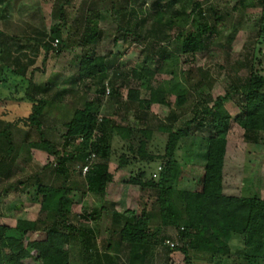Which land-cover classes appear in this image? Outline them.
Wrapping results in <instances>:
<instances>
[{
  "label": "rangeland",
  "instance_id": "obj_1",
  "mask_svg": "<svg viewBox=\"0 0 264 264\" xmlns=\"http://www.w3.org/2000/svg\"><path fill=\"white\" fill-rule=\"evenodd\" d=\"M156 1L74 0L67 7L69 24L64 30L65 47L60 54L50 52L45 61V53L41 51L35 63L38 70L33 75L34 82L38 87H51L48 92L41 94L42 97L52 100L42 118L44 132L60 152L65 150L62 136L66 132L65 124L74 112L71 105L73 101L75 102L77 96L80 97L81 103L77 107H82L85 100H95L97 97V80L85 82L79 78L81 59L89 53L103 60L102 73L121 88L120 94H116L106 83V92L101 97V109L98 112L100 123L104 118L110 120L107 135L111 145V157L102 160L107 163L109 173L113 175V181L107 185L108 193L100 196L86 191L84 174L80 173V163H75V172L67 183V187L75 189L70 195L71 203L66 207L70 223L77 228L98 230L89 251L83 237L75 236L72 239L69 246L70 264H132L128 246L114 238L111 228L115 223L123 225V221L115 215H122L126 211L138 214L143 208L150 210L155 202L157 194L151 189L143 191L139 185L132 184L130 179L133 177L158 180L164 164L163 159L158 157L165 155L168 141V133L164 129H184L187 122L195 117L197 109L212 106L217 97L224 95L239 79L246 78L252 66L264 74V44L258 43L263 0H243V5L239 4L240 0H163V23L172 16L179 17H174L175 24L172 28L162 31L158 29L157 32L154 22L160 19L157 18ZM195 1L201 3L204 19L210 25H215L219 34L210 38L208 49L196 56L179 55V75L182 76L183 71L189 77L186 83L189 90L187 105L178 107L174 95L168 97L169 105L152 104L149 108L129 101V89H138L142 99L150 97V91L142 86L141 81L132 77L133 69L141 70L144 65L150 67L155 73L152 80L155 87L171 79V75L165 73L167 66L163 62L161 51L163 48L169 50L175 47L174 38L187 25ZM56 2L57 0H19L17 6L9 12L11 22H26L49 31L59 22L55 12ZM124 9L134 13L123 18ZM89 13L99 15L98 27L101 34L95 46L82 44V27ZM216 13L221 16L219 25L216 23ZM121 26L135 31L142 37L126 35ZM0 28H10L12 31L15 29H11L12 25L3 22L1 18ZM259 49L261 53L258 52ZM8 71L6 73L9 76L5 75V80L4 74H0V123H14L31 112V105L23 100L26 86L16 83V80H21L20 77ZM30 76L31 74L28 78ZM244 103V98L239 94L225 101V106L232 115L228 133V157L230 169L232 173L237 174L238 181L234 188H230V192L248 197L258 194L264 199V134L257 144L245 139L244 129L235 120ZM199 110L198 120L203 117ZM116 125L132 129L131 137L123 139L114 129ZM10 130L15 151L6 157L5 145L0 144V225L14 226L19 218H45L46 221L53 222L57 210H44L41 207L43 194L38 188L42 184L53 187L62 184V179L57 178L51 168L44 169L48 163L55 164L56 160L46 152L28 146V140L38 139L35 131L25 141L29 128L13 124ZM149 130L152 134L148 138L144 131ZM192 130L191 143L190 140L182 139L175 153L181 170L174 183L179 189L192 187L194 180L201 176L200 166L204 162L202 154H199L203 150L202 138L213 132L207 127L198 128L196 123L192 124ZM95 136V139H98L103 135L97 129ZM3 139L1 138L2 143H5ZM142 141L146 143L148 154L157 157L152 162L139 157L136 149ZM73 146L74 144L69 150ZM122 154L128 157L130 163L127 167L118 169V159ZM96 158V162L101 161L97 156ZM143 172L145 176L141 177ZM108 194L114 199H121L117 208L108 199ZM111 203L114 205H108V212L99 220H86L82 216L87 209L100 208ZM154 222L157 224V220ZM163 235L175 243L178 242V248H174V251L164 244L158 246L147 264H186L184 255L179 250L183 242L177 240L175 229L166 228ZM42 236L43 234L40 235ZM234 244H239V241H234ZM108 245H111L112 249H109ZM199 257L201 258L200 255ZM200 258L195 259L193 264H212L207 258ZM252 261L248 263L244 258L233 255L221 256L213 264H253L256 260ZM134 264L143 262L140 260Z\"/></svg>",
  "mask_w": 264,
  "mask_h": 264
},
{
  "label": "trees",
  "instance_id": "obj_2",
  "mask_svg": "<svg viewBox=\"0 0 264 264\" xmlns=\"http://www.w3.org/2000/svg\"><path fill=\"white\" fill-rule=\"evenodd\" d=\"M18 1L0 0V18L12 25L11 29L15 28L13 31L10 28H0V74H4L3 80L6 79L5 75L9 76L6 73L8 70L20 77L21 80L18 82L16 80V83L26 86L23 100L29 102L31 112L27 117L17 119L14 123L6 121L0 123V144L5 145L7 157L16 148L10 130L13 124L30 129L25 135V141L35 131L38 139L28 140V146L42 150L55 158L56 163H48L44 169L51 168L56 177L62 179V184L58 187L42 184L38 188L43 194L41 207L44 210L52 208L57 210L53 222H48L45 218L34 220L19 218L15 226L0 225V264H70L69 246L72 239L75 236L83 237L89 251L98 230L88 227L77 228L70 223L66 207L71 203L70 195L75 189L67 187V183L75 172V163H80L82 174L87 157L95 154L101 161L92 164L84 174L86 191L95 195H106L107 185L113 181L107 163L102 161L111 157V145L107 135L110 120L104 118L100 123L98 112L101 109V97L106 92V83L116 94H120L121 88L102 73L103 60L89 53L81 59L79 78L85 82L97 80L99 86L96 90L97 97L95 100H85L82 107H77L81 103L80 97L77 96L75 102L73 101L71 105L74 112L69 122L65 124L66 132L62 136L65 150L60 152L57 145L46 137L42 124L44 112L52 100L42 97L41 94L48 92L51 87L50 85L38 87L33 75L38 70L35 63L41 51L45 53V61L50 52L60 54L65 47L64 30L69 24L67 7L74 0H57L55 12L59 22L49 31L26 22L12 23L9 12L17 6ZM162 2L163 0L156 1L157 18L160 19L154 22L156 32L158 29L162 31L172 28L175 24L174 17H179L172 16L163 23L162 9L165 3ZM239 4L243 5L244 1L240 0ZM133 13L124 9L122 17ZM191 14L193 18L192 15L188 16L187 25L174 38L175 47L169 50L163 48L161 51L163 62L167 66L165 73L171 75V79L155 87L152 85L155 73L150 67L144 65L141 70L133 69L132 77L141 81L142 86L150 91V97L142 99L138 89H129V101L138 102L140 106L149 108L152 104L169 105L168 97L174 95L178 107L187 105L189 90L186 83L189 77L183 71L182 76L179 75V55L196 56L208 49L210 38L219 34L215 25H210L204 19L199 1L193 3ZM98 19V13L87 14L82 27L83 45L95 46L99 42L101 32ZM215 19L219 25L220 14L216 13ZM260 24L258 43L263 45L264 0ZM121 27L126 35L142 37L125 26ZM56 39L59 43L54 47L53 42ZM258 52L261 53V50ZM235 94L241 95L245 101L240 113L235 117L244 129L245 139L255 144L261 141L264 134V74L254 66L250 68L246 78L239 79L224 95L217 97L212 106L197 109L195 117L187 122L184 129L172 131L165 128L168 141L165 155L158 157L164 162L158 180L133 177L130 179L132 184L139 185L143 191L151 189L157 194L155 202L150 210L143 208L138 214L126 211L122 215H115L123 221V225L115 223L111 228L114 238L128 246L132 264L140 260L147 264L153 257L154 250L162 244L176 251L165 244L168 238L163 235V231L166 228L175 229L177 240L183 242L179 250L183 253L186 264H193L195 259L200 258L199 255L200 259L207 258L212 264L221 256L233 255L244 258L248 263L256 260L253 264H264V199L258 194L248 197L230 192V188H234L238 181L237 174L232 173L230 169L228 157V133L232 115L226 108L225 101L230 100ZM198 110L199 114L203 115L199 120ZM194 123L198 128L207 127L213 132L202 138L203 150L199 154H202L204 162L200 166L201 176L194 180L195 184L192 187L179 189L174 183L181 170L175 153L182 139L190 140ZM97 129L102 132V138L95 139ZM114 129L123 139L130 138L133 132L128 127L118 125ZM144 132L148 138L152 134L150 130ZM1 138L6 142L2 143ZM189 142L191 143V140ZM73 144V148L69 150ZM136 150L139 157L148 162L157 158L148 154L144 141ZM118 160V169H123L130 163L125 154L120 155ZM144 176L145 173H141V177ZM108 205L114 204L87 209L82 216L86 220H99L108 212ZM236 240L239 241L237 245L234 244ZM108 248L112 249V246L108 245Z\"/></svg>",
  "mask_w": 264,
  "mask_h": 264
},
{
  "label": "built area",
  "instance_id": "obj_3",
  "mask_svg": "<svg viewBox=\"0 0 264 264\" xmlns=\"http://www.w3.org/2000/svg\"><path fill=\"white\" fill-rule=\"evenodd\" d=\"M58 43H59V40L58 39H56L54 42H53V46L54 47H57V45H58ZM108 91H109V89H108ZM96 155L95 154H90L88 157H87V159H86V163H85V165L82 167V173L83 174H86V172L88 171V169L90 168V166L92 165V164H94L95 162H96ZM178 243V242H177ZM177 243H175V241H173V240H166V242H165V244H167L168 246H170L171 248H176L177 247Z\"/></svg>",
  "mask_w": 264,
  "mask_h": 264
},
{
  "label": "crops",
  "instance_id": "obj_4",
  "mask_svg": "<svg viewBox=\"0 0 264 264\" xmlns=\"http://www.w3.org/2000/svg\"><path fill=\"white\" fill-rule=\"evenodd\" d=\"M229 140V139H228ZM230 141V140H229ZM229 142H228V152H229ZM89 193V192H88ZM107 193H108V190H107ZM95 195V194H94ZM101 196V195H100ZM108 199L111 201V202H113L114 204H115V207L117 208L118 207V205L121 203V199L120 200H118V199H114L113 197H111V195L110 194H108ZM16 225V224H15ZM14 225V226H15Z\"/></svg>",
  "mask_w": 264,
  "mask_h": 264
}]
</instances>
